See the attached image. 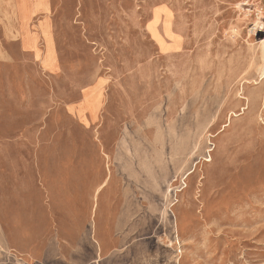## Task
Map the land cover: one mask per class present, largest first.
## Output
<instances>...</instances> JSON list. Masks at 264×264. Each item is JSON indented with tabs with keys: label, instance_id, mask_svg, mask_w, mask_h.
Here are the masks:
<instances>
[{
	"label": "rangeland",
	"instance_id": "1",
	"mask_svg": "<svg viewBox=\"0 0 264 264\" xmlns=\"http://www.w3.org/2000/svg\"><path fill=\"white\" fill-rule=\"evenodd\" d=\"M11 40L54 73L48 79L31 56L17 55L16 67L0 66V86L21 83L37 98L53 88L58 110L63 74L75 75L62 65L84 63L89 45L92 55L144 66L162 125L137 146L143 157L134 148V189L118 206L113 245L103 238L98 255L91 238L71 240L75 249L54 247L38 260L0 252V264H264V0H0V65L12 63ZM192 87L199 105L213 104L215 122L228 112L245 138L177 125L190 120Z\"/></svg>",
	"mask_w": 264,
	"mask_h": 264
},
{
	"label": "crops",
	"instance_id": "2",
	"mask_svg": "<svg viewBox=\"0 0 264 264\" xmlns=\"http://www.w3.org/2000/svg\"><path fill=\"white\" fill-rule=\"evenodd\" d=\"M10 45L5 57L12 63L0 65L2 69L16 67L17 55H29L35 67L39 63L40 71L48 75L46 78L53 75L42 68L40 58L32 51L24 50L16 40ZM85 47L90 50L89 45ZM87 50L84 63L73 62L68 69L62 65L64 73L69 70L75 75L63 74L68 86L61 90L58 110L53 108V88L45 97L37 98L32 87L23 89L21 83L12 90L0 86L2 253L32 261L43 258L54 247L61 254L68 253L75 249L71 240L91 238L98 255L103 238L115 243L118 206L128 205V193L134 189L129 179L133 173L130 158L134 157L135 146L143 154L137 146L147 144L153 133L150 128L162 124L153 117L158 98L151 103L143 65L135 67L132 56L118 59L108 54L92 55ZM55 55L58 60L56 44ZM16 73L20 80L18 70ZM122 78L128 82L125 84ZM134 80L140 86H133ZM201 94L200 88H190L195 100L190 104V120L187 124L174 118L177 125L207 129L217 125L223 129L215 138H245L244 127L234 125L235 121L228 123V112L215 122L213 104L207 100L199 105ZM229 126L231 132L225 130ZM261 131L264 138L262 126ZM56 138L61 139L62 146L55 144ZM18 145L19 151H14ZM77 246L76 253L83 254L81 245Z\"/></svg>",
	"mask_w": 264,
	"mask_h": 264
},
{
	"label": "bare ground",
	"instance_id": "3",
	"mask_svg": "<svg viewBox=\"0 0 264 264\" xmlns=\"http://www.w3.org/2000/svg\"><path fill=\"white\" fill-rule=\"evenodd\" d=\"M243 100H244V99H243ZM245 100L247 101V103H245V104H246L247 107H248V99L246 98ZM246 101H245V102H246ZM246 105H245V106H246ZM242 110H244V108H243ZM242 110H241V111H242Z\"/></svg>",
	"mask_w": 264,
	"mask_h": 264
}]
</instances>
